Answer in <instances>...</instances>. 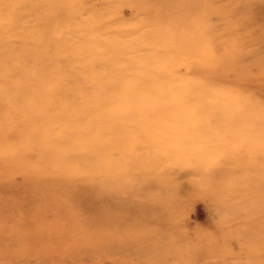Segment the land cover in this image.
I'll list each match as a JSON object with an SVG mask.
<instances>
[{
	"label": "rangeland",
	"instance_id": "obj_1",
	"mask_svg": "<svg viewBox=\"0 0 264 264\" xmlns=\"http://www.w3.org/2000/svg\"><path fill=\"white\" fill-rule=\"evenodd\" d=\"M0 264H264V0H0Z\"/></svg>",
	"mask_w": 264,
	"mask_h": 264
}]
</instances>
